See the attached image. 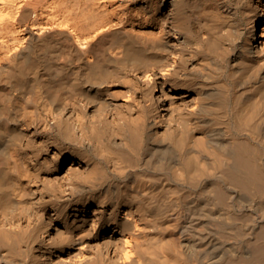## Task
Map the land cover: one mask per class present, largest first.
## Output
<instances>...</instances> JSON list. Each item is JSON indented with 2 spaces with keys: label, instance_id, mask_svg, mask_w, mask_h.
I'll return each mask as SVG.
<instances>
[{
  "label": "bare ground",
  "instance_id": "6f19581e",
  "mask_svg": "<svg viewBox=\"0 0 264 264\" xmlns=\"http://www.w3.org/2000/svg\"><path fill=\"white\" fill-rule=\"evenodd\" d=\"M0 264H264V0H0Z\"/></svg>",
  "mask_w": 264,
  "mask_h": 264
},
{
  "label": "rangeland",
  "instance_id": "374dc122",
  "mask_svg": "<svg viewBox=\"0 0 264 264\" xmlns=\"http://www.w3.org/2000/svg\"><path fill=\"white\" fill-rule=\"evenodd\" d=\"M251 32H252V28H251Z\"/></svg>",
  "mask_w": 264,
  "mask_h": 264
}]
</instances>
